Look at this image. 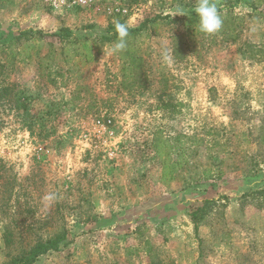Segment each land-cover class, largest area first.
<instances>
[{
    "label": "rangeland",
    "instance_id": "1",
    "mask_svg": "<svg viewBox=\"0 0 264 264\" xmlns=\"http://www.w3.org/2000/svg\"><path fill=\"white\" fill-rule=\"evenodd\" d=\"M251 1L208 35L198 0H0V264L61 236L34 264H264Z\"/></svg>",
    "mask_w": 264,
    "mask_h": 264
},
{
    "label": "clouds",
    "instance_id": "2",
    "mask_svg": "<svg viewBox=\"0 0 264 264\" xmlns=\"http://www.w3.org/2000/svg\"><path fill=\"white\" fill-rule=\"evenodd\" d=\"M197 18L196 27L204 34H214L222 26V19L219 14L216 3L212 0H198L194 8ZM115 32L118 34L117 42L114 44V50H122L126 47V38L128 37V26L124 23H115Z\"/></svg>",
    "mask_w": 264,
    "mask_h": 264
},
{
    "label": "trees",
    "instance_id": "3",
    "mask_svg": "<svg viewBox=\"0 0 264 264\" xmlns=\"http://www.w3.org/2000/svg\"><path fill=\"white\" fill-rule=\"evenodd\" d=\"M251 6L255 7L256 6V1H251ZM196 17V16H195ZM141 30L140 29H131L128 30L129 34H138ZM33 31H29V33H32ZM29 33L27 32H21L20 36L16 39V42H18L22 37L29 35ZM38 35H42L41 31L37 32ZM67 35H70V33H67ZM63 37V36H61ZM118 37V34L114 37L116 38ZM63 41H66V43H68L69 45H76L78 43V39L75 37H64ZM86 50V54H90L91 49L88 47V45H86V43L84 44L83 47ZM208 203V201H206ZM192 218L196 219V215L193 213L192 214ZM64 240V237L61 236L54 239V240H47V241H39L37 242L35 245H33L28 251H26L25 253H23L22 256L19 257H14L12 258V260L10 261L9 264H34V262L37 261V259L42 256L43 254L47 253V251L56 248L58 249L57 244L61 243Z\"/></svg>",
    "mask_w": 264,
    "mask_h": 264
},
{
    "label": "built area",
    "instance_id": "4",
    "mask_svg": "<svg viewBox=\"0 0 264 264\" xmlns=\"http://www.w3.org/2000/svg\"><path fill=\"white\" fill-rule=\"evenodd\" d=\"M88 2V0H79V3L80 4H85V3H87Z\"/></svg>",
    "mask_w": 264,
    "mask_h": 264
}]
</instances>
